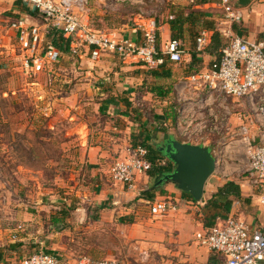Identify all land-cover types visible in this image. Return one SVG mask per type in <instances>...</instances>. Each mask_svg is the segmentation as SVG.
Wrapping results in <instances>:
<instances>
[{"label":"rangeland","instance_id":"374dc122","mask_svg":"<svg viewBox=\"0 0 264 264\" xmlns=\"http://www.w3.org/2000/svg\"><path fill=\"white\" fill-rule=\"evenodd\" d=\"M16 1L0 0V252L3 256L0 264H22L40 253L55 255L60 264H74L85 257L115 259L119 264H195L190 251L199 249L195 237L179 248L147 237L148 229H154L156 235L164 231L161 228L164 217H154L150 204L131 201L138 212L127 217L114 211L111 202H99V189L83 143L97 145L92 131L94 134L101 124L104 130L105 120L111 115H100L93 105L81 111L75 103H102L103 89L95 92L80 89L77 92H81V101H73L71 87L79 82L87 67L82 65L77 49L71 50V54L68 51L61 54L51 72L29 74L25 70L14 28L20 19ZM173 3V0H154L152 11L146 12V16L139 11L136 17L156 19L159 24L168 19L169 13H180L185 8L189 10L184 13L195 12L199 18L203 17L199 20L201 27L210 22L214 23V29L227 28L213 19H204L200 10ZM252 9H248L235 35L258 41L264 39V1L254 13ZM45 23L42 18L40 25ZM132 23L135 26L134 18ZM70 110L76 115L74 120L88 116L91 122L94 119L98 122L93 126L88 123L89 128L77 127L76 121H71ZM161 113L169 119L180 112ZM212 115L208 112L204 120L209 116L212 120ZM154 117H157L155 109L142 110L141 119ZM159 127L168 134L176 131L163 124ZM164 139L165 134L150 144L156 148ZM106 142L103 139L98 143ZM191 142L200 144L196 139ZM117 158L119 153L112 165ZM224 163L220 162L219 174L224 173ZM215 181L220 182L209 180L207 198L214 195L211 192L212 186L217 185ZM105 211L109 213L103 219Z\"/></svg>","mask_w":264,"mask_h":264},{"label":"crops","instance_id":"0c3cea01","mask_svg":"<svg viewBox=\"0 0 264 264\" xmlns=\"http://www.w3.org/2000/svg\"><path fill=\"white\" fill-rule=\"evenodd\" d=\"M261 1L264 0H253L246 7L247 9L242 10L244 20L248 9L252 7V13H254L257 10L256 7L261 5ZM173 2V4L182 7H191L188 0H173ZM153 3L154 0H87L85 11L81 13V21L95 31L110 34L115 40H134L141 43L143 33L140 28L136 27V24L134 26L132 23L133 18L135 22L139 11L144 15L146 12L148 14L152 11ZM16 9L19 8L16 7ZM186 10L189 9L182 8V12H180L184 14V17L190 14L183 12ZM200 11L203 12L204 19H213L214 22L221 24L223 13L220 10L205 7ZM20 13V19H27L28 24H38L43 27L44 31L47 29L45 24L40 25L41 19L27 15L25 12ZM219 14L220 16H218ZM170 15L171 13H169L165 22L158 24L160 30L159 48L161 47V51H164L168 41L173 39L169 24L173 17ZM193 20L195 23L192 20L190 22L187 20L184 26L183 39L180 40L185 54L184 61L181 64L167 62L160 68L150 69L136 59L123 60L116 55H105L100 60L95 61L91 58L88 50L83 47L77 48L82 65L87 67H85V72L81 74L79 82L71 87L74 95L73 101H81V92H77L80 89L84 88V90L95 92L102 88L103 90L100 92L102 103L75 104L81 111L93 105L100 115H105V113L111 115L110 119L105 120L104 130H102L103 124H101V127L95 130L98 133L95 134L94 131L93 134L92 127H90L92 137L97 141V145L83 143L84 147H87L88 162L93 169L95 186L99 189V202L105 204L106 201L111 202L109 205L113 207L114 211H119L121 215L127 217L137 215L138 212L131 206L133 205L131 201L137 200V202H146L150 205L153 203L141 199V194L144 190L155 189L154 186L159 180L158 178L153 179L149 175L141 176L138 179L136 189L131 191L115 183L110 175L112 161L117 154L119 153L120 156L125 155L126 149L132 146L133 141L138 136L135 135L145 133L144 131L147 130L148 134H152L151 137L147 136L150 142L161 139L165 134L166 139L173 138L183 143L207 146L212 152H215L217 154L215 155L216 160L225 161V163L224 173L219 174L220 166H218L215 175L212 177V179L220 181H215L217 185L212 186V195L217 192L218 187L225 185L227 182L232 181L239 184L242 189L243 200L234 203L230 215L238 216L245 220L252 229L264 232V206L259 202L264 185H253L246 173L249 161L246 138L259 142L261 135L260 120L256 117L254 104L250 100L228 98L218 92L209 91L208 87L202 88L201 85L189 82V78L197 73L198 69L201 70L200 72H205L211 68L220 58L222 49L227 43V38L222 35L224 30H222L221 34H218L224 40V46L215 53L210 52L216 35L214 34L209 49L203 54L199 53L196 49V33L200 29L201 23L200 19ZM239 26L235 25L233 27L234 32ZM262 40L264 42V39L261 38L258 41ZM70 52L69 50L68 53ZM194 54L197 59H193ZM62 55H65V53ZM97 85L98 87H95ZM144 108L155 109L157 117H154L153 120L141 119ZM164 110H176L181 113V116L178 113L175 117L168 119L166 114L161 113ZM70 111L71 121H76L77 127L89 128L88 123L93 121L91 118L89 119L87 116V118L74 120L73 118L76 115L73 114L72 110ZM250 111L251 115H249ZM208 112H210V115L213 114L212 117H216L217 120H209L211 116L208 120H204L205 117H208ZM77 115H80V113L77 112ZM243 116L245 119H242ZM97 122L98 120L94 119L90 126L95 125ZM159 124L160 126L162 124L171 126L176 131L170 134L168 132L163 133L162 128H158ZM187 134L190 139H198L200 136H204L208 139L207 144L193 143L186 137ZM103 139L108 143H98ZM218 150H221L222 154L217 153ZM206 190L203 205H197L186 193L178 190L172 184H163L158 187L155 201L171 200L177 204L178 211L163 216H154L151 213L154 217H164L161 224L164 231L156 235L154 229H148L147 237L151 238V241L160 239L167 246L174 247L175 244L174 248H179L182 244L190 241L192 237H195L194 232L204 230L205 207L207 201L211 199L209 196L207 198ZM121 208H124L122 209L124 212L120 211ZM108 213L109 211L102 213L103 219ZM197 213H199L198 216L201 220L196 219ZM7 230L5 231L7 232ZM196 245L199 247L197 243ZM190 251L195 264H223L226 261L223 255L202 247L190 249Z\"/></svg>","mask_w":264,"mask_h":264},{"label":"built area","instance_id":"2783aa9c","mask_svg":"<svg viewBox=\"0 0 264 264\" xmlns=\"http://www.w3.org/2000/svg\"><path fill=\"white\" fill-rule=\"evenodd\" d=\"M21 1L44 18L47 28L44 31L38 24L30 25L27 19H19L14 25L18 44L23 52L24 68L29 74H40L46 70L51 72L61 59L60 51L47 40L49 27L54 28L65 39H70L72 50L83 47L95 61L105 55H116L123 60L136 59L150 69L160 68L167 62L181 64L184 61L185 54L180 40L170 39L164 51L160 50V30L156 19H146L143 16L136 19V26L143 33L141 43L134 40L118 41L110 34L95 31L81 21V13L85 11L87 0ZM188 1L197 10L205 7L220 10L223 13L221 24L227 26L222 34L227 38V43L220 58L209 70L192 75L189 82L201 85L202 88L208 87L209 91L218 92L228 98L248 99L254 104V113L260 120L261 135L258 143L246 138L249 156L246 173L253 185H264V42L235 35L233 27L244 22V13L236 1ZM202 1L206 3L197 6L196 3ZM217 32L221 34L222 30L200 31L196 39V49L199 53L203 54L209 49ZM212 120L217 118L213 117ZM186 137L189 138V135ZM191 140L193 139L189 138V141ZM196 140L200 144H207L208 141L204 136ZM148 153L143 147H128L125 155L117 158L112 165V180L128 190H135L139 177L148 175L155 166ZM217 153L222 154L221 150ZM213 154L217 155L215 152ZM162 164L165 165L166 162ZM219 165L220 161L217 160V167ZM259 202L264 206V189ZM197 205H203V201ZM177 211V204L171 200L151 203V213L154 216ZM195 241L199 247L223 255L226 258L223 264H264V232L252 229L238 216L218 218L212 228L197 232ZM22 264H60V260L55 255L40 253L25 259ZM74 264H119V261L85 257Z\"/></svg>","mask_w":264,"mask_h":264},{"label":"trees","instance_id":"16d2710c","mask_svg":"<svg viewBox=\"0 0 264 264\" xmlns=\"http://www.w3.org/2000/svg\"><path fill=\"white\" fill-rule=\"evenodd\" d=\"M206 1H202L199 3H196L197 6L200 4H205ZM15 6L19 8L20 12H25L27 15H30L34 18H38L42 20V17L40 14L30 8L29 6L23 5L21 0H17L15 2ZM190 9H195L193 5H191ZM21 14V13H20ZM172 19L169 21L171 31L173 34V39L181 40L183 39V35L185 32L184 26L187 22V20L190 22L192 20L193 23L195 21L199 20L200 18L195 14V12L190 13L187 15V17H184L183 13H171ZM170 15V16H171ZM196 17V18H195ZM208 24H211V26H208ZM214 23L207 22V26H202L200 27L197 36L199 35L200 31L203 29H208V30H213ZM216 30V29H215ZM215 37L213 40V45L211 46L210 52L215 53L219 49L222 48L224 40L221 39L220 35L215 33ZM47 40L50 42L54 48L58 49L61 54L67 53V51H71V40L70 39H65L62 34L57 32L54 28L49 27L48 28V35H47ZM200 55V54H198ZM193 59H197V56L195 54L193 55ZM197 62V61H196ZM194 63V62H193ZM201 70H197V73L200 72ZM145 133H141L137 136V138L133 141L132 147L133 148H139L143 147L148 150V157L152 161L155 162V166L153 170H151L148 175L153 178V179H160L164 174L170 172L174 166L173 164L168 160V158L164 155V153L160 152L159 146L158 145L156 148L150 144L147 139L148 137H151L152 134H148L147 130L144 131ZM163 132V130H162ZM164 133V132H163ZM171 137V136H170ZM168 139V138H167ZM166 138L163 140H167ZM161 164H160V163ZM166 162L165 165L162 163ZM158 188L154 189L151 188L149 191L143 192L141 194V199H144L148 202H154L156 199V193H157ZM188 195V194H187ZM188 197L195 202L190 195ZM243 200V193L242 189L239 184L236 182H227L225 185L218 187L217 192L212 196V198L207 201L206 207H205V218H204V227L206 229L212 228L215 224L218 218L221 219H227L230 216L232 207L234 206V203L236 201H242ZM58 223L60 221H57ZM56 224V222H54ZM132 224V223H131ZM3 259L2 253L0 252V262Z\"/></svg>","mask_w":264,"mask_h":264},{"label":"water","instance_id":"95a60500","mask_svg":"<svg viewBox=\"0 0 264 264\" xmlns=\"http://www.w3.org/2000/svg\"><path fill=\"white\" fill-rule=\"evenodd\" d=\"M240 7H248L253 0H234ZM160 152L168 158L174 168L164 174L155 184H172L178 190L190 195L196 203L204 199L206 185L215 175L217 160L207 146L192 145L169 138L159 146Z\"/></svg>","mask_w":264,"mask_h":264},{"label":"flooded vegetation","instance_id":"af4514ba","mask_svg":"<svg viewBox=\"0 0 264 264\" xmlns=\"http://www.w3.org/2000/svg\"><path fill=\"white\" fill-rule=\"evenodd\" d=\"M159 145H163V142H162V143H160Z\"/></svg>","mask_w":264,"mask_h":264}]
</instances>
